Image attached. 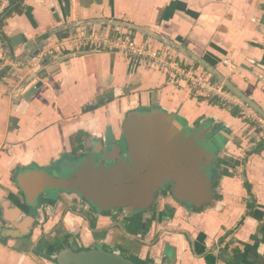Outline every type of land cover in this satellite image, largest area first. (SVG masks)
<instances>
[{"label":"crops","instance_id":"crops-1","mask_svg":"<svg viewBox=\"0 0 264 264\" xmlns=\"http://www.w3.org/2000/svg\"><path fill=\"white\" fill-rule=\"evenodd\" d=\"M82 21L130 23L154 35L147 38L154 48L163 47L158 40L178 45L264 110V0H14L0 25L7 52L0 73V264H55L63 249L99 248L143 264H264V150L254 152L261 144L254 127L237 108L172 85L118 53L69 47L31 70L41 46L92 31L54 35ZM154 108L191 127L202 123L220 140L211 205L194 212L168 198L170 219L115 211L94 220L92 231L76 194L32 199V187L65 178L84 158L111 157L127 113Z\"/></svg>","mask_w":264,"mask_h":264},{"label":"water","instance_id":"water-1","mask_svg":"<svg viewBox=\"0 0 264 264\" xmlns=\"http://www.w3.org/2000/svg\"><path fill=\"white\" fill-rule=\"evenodd\" d=\"M54 18L60 23L57 15ZM98 26L113 27L112 30L120 33V29L128 30L126 35L133 38L141 34L145 41H148L149 37L154 38L151 32L143 28L118 21H82L63 26L57 29L54 35L84 28L96 30ZM158 41L162 43L163 49H168L171 54H176L175 56L182 60L184 58L186 64L198 66L224 83L226 88L264 119V110L218 69L178 45L167 40ZM42 48L44 47L41 46ZM49 60L50 58L46 59L40 67H44ZM39 87L40 85L36 88ZM215 135L213 130H209L202 123L191 127L183 119L162 109L131 111L127 113L122 124V144L117 146L116 150L113 149L111 157L110 153L105 152L97 157L84 158L65 178L52 177L39 183L36 189L32 187V194L26 192L32 195V199L50 191L76 194L82 201L102 209V212L112 214L126 210L130 217H134L141 212L147 213L156 204L163 187H166L171 189L177 202L200 211L215 200L212 172H218L222 164L219 152L221 149L217 146L220 140L216 139ZM220 143L218 144L222 145ZM123 149H126L124 154ZM123 155L128 163L111 168L110 165ZM98 158L103 160L102 165H97L101 161ZM138 263L122 253L100 248L79 252L63 249L55 259V264Z\"/></svg>","mask_w":264,"mask_h":264},{"label":"built area","instance_id":"built-area-1","mask_svg":"<svg viewBox=\"0 0 264 264\" xmlns=\"http://www.w3.org/2000/svg\"><path fill=\"white\" fill-rule=\"evenodd\" d=\"M14 0H0V25L10 12ZM127 32L92 30L81 32L77 37H71L58 42L55 47L43 48L37 55L30 58L29 67L35 70L48 58H55L59 51L72 49H90L93 51H109L121 54L138 64H145L160 73L165 74L168 83L188 88L193 94L203 98H215L224 106L237 108L240 115L247 120L258 133L257 142H264V119L247 104L235 96L224 83L219 82L198 66H190L168 49L154 48L149 42L137 41L126 35ZM6 45L0 30V73L6 59ZM225 66L235 69L228 60ZM242 173V172H241Z\"/></svg>","mask_w":264,"mask_h":264},{"label":"flooded vegetation","instance_id":"flooded-vegetation-1","mask_svg":"<svg viewBox=\"0 0 264 264\" xmlns=\"http://www.w3.org/2000/svg\"><path fill=\"white\" fill-rule=\"evenodd\" d=\"M122 142H120L119 144L116 145L115 148H113L114 150L117 149V146H121ZM112 149V151H113ZM124 150V149H123ZM126 151V149L123 151L122 154H124V152ZM113 153V152H112ZM98 160L100 161V163H98L97 165H102V159L101 158H98ZM128 163L127 159L124 158V155L119 158L114 164H111L110 167L112 168L113 166L115 165H125L126 163ZM109 167V168H110ZM160 193V192H159ZM160 196V198L162 199V201L164 203H166V207L167 206H170L171 209H172V215L174 214L173 213V208L172 206L167 202L168 201V198H171L172 200H175L174 196L172 195V192H171V189L170 188H166V187H163L162 189V192L158 195V197ZM176 201V200H175ZM179 203V202H178ZM83 211L86 209V207L89 209L88 212L84 213L83 211V214L82 217L91 225L93 224L96 228V222H94V220H98V217H101V216H110V214L108 213L107 215H104L102 212V209H100L99 207L97 206H93L92 203H87L85 201H83ZM126 212V210H125ZM92 230V229H91ZM92 231H96L95 230H92Z\"/></svg>","mask_w":264,"mask_h":264},{"label":"rangeland","instance_id":"rangeland-1","mask_svg":"<svg viewBox=\"0 0 264 264\" xmlns=\"http://www.w3.org/2000/svg\"><path fill=\"white\" fill-rule=\"evenodd\" d=\"M48 194L49 195H55V194H57V192L50 191ZM162 203H163V201H162V199L159 196L157 198L156 204L152 208H150V210L147 211V214H150V215L156 214V216L158 218L160 217V219H161V217H162V219H164V218H169L170 219L172 217V209H171L170 206H167V207H165V209L162 212H160V208H161V204ZM193 210H194V212H196L195 209H193ZM140 214H144V213L141 212ZM150 221H151V219L149 220V222ZM101 249H104V250H107V251H111V252L114 251V250H111L109 248H101Z\"/></svg>","mask_w":264,"mask_h":264},{"label":"trees","instance_id":"trees-1","mask_svg":"<svg viewBox=\"0 0 264 264\" xmlns=\"http://www.w3.org/2000/svg\"><path fill=\"white\" fill-rule=\"evenodd\" d=\"M264 150V142H262L260 145H259V147L254 151L255 153H261L262 151ZM246 187L249 189V190H251V187L248 185V184H246ZM248 207H249V209H253V205L252 204H248ZM104 215H107L108 213H106V212H104L103 213ZM90 228L92 229V230H95L96 228H95V226L93 225V224H91L90 225ZM149 263V262H148ZM138 264H143V263H138Z\"/></svg>","mask_w":264,"mask_h":264}]
</instances>
